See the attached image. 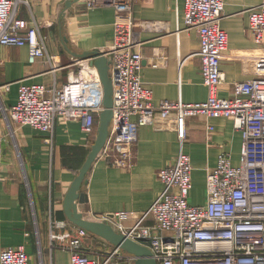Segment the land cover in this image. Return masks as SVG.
<instances>
[{
    "label": "crops",
    "instance_id": "1",
    "mask_svg": "<svg viewBox=\"0 0 264 264\" xmlns=\"http://www.w3.org/2000/svg\"><path fill=\"white\" fill-rule=\"evenodd\" d=\"M131 1L137 49L143 60L141 77L151 90L152 101L178 96L187 102L205 100L208 92L196 54L200 41L194 28L184 29V0ZM260 1L224 0L219 24L228 42L220 62L224 79L217 92L221 97L232 93L235 81L254 76V59L264 53V45L257 44L246 28L247 9ZM17 12L20 18L38 23L47 54L29 62L27 46L0 45V251L22 245L29 264H66L70 252L51 233L77 232L78 225L64 212V195L91 149L100 113H95L92 133L86 138L76 119L58 117L51 133L6 120L3 108L17 101L21 84L59 86L76 72L74 61L81 54L107 48L113 39L114 10L110 5L87 8L83 0H28L18 5ZM6 83L5 89L2 85ZM185 126L183 151L193 167L188 200L192 205L203 204L206 173L216 165L218 154L229 152L232 164H239L241 133L228 117L194 115L186 119ZM134 145L130 168L109 165L99 155L93 160L87 181L79 189L87 198L78 203L85 218L103 221L115 230L118 225L128 228L158 196L163 184L157 173L174 162L180 148L178 133L173 127L143 124ZM120 211L127 216L119 217L116 213ZM153 225L148 214L142 226ZM139 242L146 244L144 239ZM113 246L90 231L82 239L89 254L107 252ZM133 256L118 264H136Z\"/></svg>",
    "mask_w": 264,
    "mask_h": 264
},
{
    "label": "built area",
    "instance_id": "2",
    "mask_svg": "<svg viewBox=\"0 0 264 264\" xmlns=\"http://www.w3.org/2000/svg\"><path fill=\"white\" fill-rule=\"evenodd\" d=\"M21 2L28 0H0V45H25L28 61L34 62L46 56V45L38 23L18 16ZM83 2L87 8L110 5L114 10L113 39L107 48L100 49L108 61L112 115L99 157L109 165L130 168L139 126L143 124L173 127L179 137L174 162L157 173L163 184L158 196L131 226L118 225L116 230L138 242L144 239L158 264H264V53L254 59V76L235 81L230 95L219 96L218 87L224 79L220 62L228 42L219 24L224 0H184L182 23L184 29L197 31L200 45L196 54L201 59L200 75L208 95L201 101L187 102L178 96L176 100L154 103L141 77L143 60L137 49L132 1ZM247 11L246 28L257 44L264 45V0ZM74 62L76 72L59 86L21 84L17 101L3 108L6 120L52 133L58 117L78 119L87 138L93 130L95 112L103 108V86L96 66L88 58ZM181 64L179 61V67ZM2 86L6 89L9 83ZM194 115L230 118L242 142L239 164H232L229 152L218 154L216 165L206 173L207 200L196 205L188 200L193 167L182 143L186 119ZM116 214L124 217L128 213ZM148 214L154 225L143 227ZM76 231L51 233L62 248L69 250L68 264H118L133 256L118 246L89 254L81 242L87 231L80 227ZM0 264H29L26 249L22 245L2 248Z\"/></svg>",
    "mask_w": 264,
    "mask_h": 264
},
{
    "label": "water",
    "instance_id": "3",
    "mask_svg": "<svg viewBox=\"0 0 264 264\" xmlns=\"http://www.w3.org/2000/svg\"><path fill=\"white\" fill-rule=\"evenodd\" d=\"M82 58H88L93 63L98 71L99 78L101 79L103 86V104L104 110L99 115V122L97 125V134L91 145V149L80 167L78 174L74 178L71 186L64 195L63 208L68 219L74 224L85 228L87 231L96 233L101 237L113 243L114 246H118L131 252L135 256L136 264H158L151 256V251L148 246H145L138 241L127 237L123 233L115 230L112 225L100 221L90 220L85 218L81 211L78 210V203H83L87 200L84 193L80 191L82 183L86 182V173L90 169L93 160L95 159L98 152L102 149L103 144L108 134V124L112 115V83L108 76V61L103 56L102 52L98 49L86 51L81 54Z\"/></svg>",
    "mask_w": 264,
    "mask_h": 264
},
{
    "label": "bare ground",
    "instance_id": "4",
    "mask_svg": "<svg viewBox=\"0 0 264 264\" xmlns=\"http://www.w3.org/2000/svg\"><path fill=\"white\" fill-rule=\"evenodd\" d=\"M102 107H103V108H102L101 110H99L98 112H95V113H100V114H101V111L104 110L105 107H104L103 102H102ZM110 118H111V117H110ZM76 120H78V119H76ZM78 121L80 122V120H78ZM109 122H110V120H109ZM108 125H109V124H108ZM92 129H93V127H92ZM107 129H108V127H107ZM101 150H102V149H101ZM101 150H100V151H101ZM100 151L98 152L97 155H99ZM97 155H96V157H97ZM96 157H95V158H96ZM78 227L83 228V227H81V226H77V228H78ZM77 228H76V229H77ZM83 229H84L85 231H87L85 228H83ZM88 233H89V231H87V233H86L85 236H87ZM85 236H84V237H85ZM84 237H83V238H84ZM51 238H52V239H56V238H53L52 236H51ZM83 238H82V239H83ZM56 240H58V239H56ZM58 241H59V240H58ZM81 242H82V241H81ZM121 249H122V248H121ZM68 262H69V261H68ZM66 264H68V263H66Z\"/></svg>",
    "mask_w": 264,
    "mask_h": 264
},
{
    "label": "trees",
    "instance_id": "5",
    "mask_svg": "<svg viewBox=\"0 0 264 264\" xmlns=\"http://www.w3.org/2000/svg\"><path fill=\"white\" fill-rule=\"evenodd\" d=\"M109 126V125H108Z\"/></svg>",
    "mask_w": 264,
    "mask_h": 264
}]
</instances>
